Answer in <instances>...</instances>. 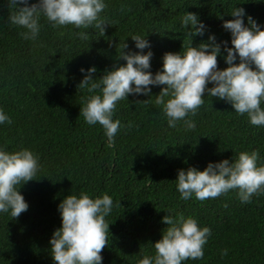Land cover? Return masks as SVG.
Here are the masks:
<instances>
[{"label":"trees","instance_id":"1","mask_svg":"<svg viewBox=\"0 0 264 264\" xmlns=\"http://www.w3.org/2000/svg\"><path fill=\"white\" fill-rule=\"evenodd\" d=\"M105 3L100 15L112 25L104 36L91 28L54 29L42 18L40 47L18 35L20 29L7 20L15 6L0 0V108L12 119L10 125H0V146L7 151L29 148L40 163L35 179L20 188L27 211L14 219L0 214V264H53L48 241L60 226L57 205L70 192L80 191L90 196L107 192L113 200L105 217L110 224L102 264H137L143 256L153 255L152 242L167 227L161 218L168 211L191 216L211 230L203 258L183 264H264V194L253 195L244 204L235 190L204 201H184L174 181L178 169L202 170L209 161H231L243 150H257L259 163H264V127L251 126L230 104L204 97L191 117L195 129L185 131L179 124L170 129L161 106L154 103L160 86H153L149 95H129L117 102L113 119L124 127L109 146L101 126H89L80 116L81 99L87 93L76 87L83 75L81 66L94 65L98 78L104 70L123 64L117 60L123 43L128 44L124 51H136L131 34L146 35L150 41L155 73L164 52H179L182 41L190 39L179 28L184 11L196 13L207 25L203 37H193L196 46L208 32L218 41L230 39L221 17L231 19L227 12L237 4L264 25V0ZM78 31H88V40L79 39ZM217 62L226 67L219 55ZM225 248L228 255L221 258Z\"/></svg>","mask_w":264,"mask_h":264},{"label":"clouds","instance_id":"2","mask_svg":"<svg viewBox=\"0 0 264 264\" xmlns=\"http://www.w3.org/2000/svg\"><path fill=\"white\" fill-rule=\"evenodd\" d=\"M14 10L7 20L20 29L18 35L33 45L43 47L39 34L43 18L52 28L72 26L75 29H95L104 36L111 22L100 14L105 0H10ZM238 5V4H237ZM228 10L231 19L221 17V27L230 34L229 40L218 41L208 32L207 39L193 46V37L205 35L207 25L191 11L179 17L184 36L179 52L163 53L160 69L151 71L153 51L146 35L131 34L136 51L123 43L115 64L103 75L94 78L97 68L85 69L77 89L87 94L80 103V116L89 125H100L109 146L114 142L121 121L113 119L117 102L129 95H149L151 87L160 86L154 103L161 106L167 127L179 124L185 131L196 127L191 117L204 103V97H215L231 105L238 116H246L251 126L264 127V25L257 22L243 7ZM81 40H88V31H78ZM230 43V46H229ZM147 49V51H144ZM221 56L226 67H218ZM211 85V86H209ZM206 94V95H205ZM11 117L0 108V125L11 124ZM131 125L129 124V127ZM257 150H243L234 157L209 161L201 170L190 166L178 169L175 181L179 199L204 201L235 190L239 201L249 203L253 195L264 194V163H259ZM39 156L26 147L7 151L0 146V214L11 219L27 211L29 205L20 191L22 185L35 179L39 171ZM113 208L107 193L90 196L84 191L70 192L57 205L60 226L49 238V252L53 264H102V250L108 243L107 217ZM163 216L167 224L160 239L152 242L153 255L143 256L137 264H183L199 260L211 235L208 226H200L191 216L182 214ZM228 249H221V258Z\"/></svg>","mask_w":264,"mask_h":264}]
</instances>
